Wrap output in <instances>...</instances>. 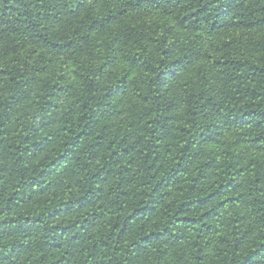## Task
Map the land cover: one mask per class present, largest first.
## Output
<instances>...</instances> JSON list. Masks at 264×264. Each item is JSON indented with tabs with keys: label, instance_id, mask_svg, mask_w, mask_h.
I'll use <instances>...</instances> for the list:
<instances>
[{
	"label": "trees",
	"instance_id": "trees-1",
	"mask_svg": "<svg viewBox=\"0 0 264 264\" xmlns=\"http://www.w3.org/2000/svg\"><path fill=\"white\" fill-rule=\"evenodd\" d=\"M0 264H264V0H0Z\"/></svg>",
	"mask_w": 264,
	"mask_h": 264
}]
</instances>
